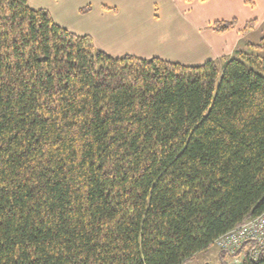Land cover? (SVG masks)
<instances>
[{"label":"trees","instance_id":"trees-1","mask_svg":"<svg viewBox=\"0 0 264 264\" xmlns=\"http://www.w3.org/2000/svg\"><path fill=\"white\" fill-rule=\"evenodd\" d=\"M263 212V55L113 56L0 0V264H184Z\"/></svg>","mask_w":264,"mask_h":264},{"label":"crops","instance_id":"crops-1","mask_svg":"<svg viewBox=\"0 0 264 264\" xmlns=\"http://www.w3.org/2000/svg\"><path fill=\"white\" fill-rule=\"evenodd\" d=\"M48 9L55 21L78 34H90L98 49L113 56L161 57L183 64L215 60L221 66L237 51L264 37V0H29ZM90 6L82 13L81 9ZM106 6L108 8H106ZM237 19L219 33L216 20ZM257 20L253 30L242 29ZM221 257V253H220Z\"/></svg>","mask_w":264,"mask_h":264},{"label":"built area","instance_id":"built-area-1","mask_svg":"<svg viewBox=\"0 0 264 264\" xmlns=\"http://www.w3.org/2000/svg\"><path fill=\"white\" fill-rule=\"evenodd\" d=\"M250 240L256 242L252 257L258 259L261 251H264V212L219 236L214 240V245L233 254L228 264H242V258L237 253Z\"/></svg>","mask_w":264,"mask_h":264},{"label":"rangeland","instance_id":"rangeland-1","mask_svg":"<svg viewBox=\"0 0 264 264\" xmlns=\"http://www.w3.org/2000/svg\"><path fill=\"white\" fill-rule=\"evenodd\" d=\"M250 50L264 56V51L260 49L250 48ZM184 264H222V259L220 257V249L215 246H212L207 251L199 252L192 260Z\"/></svg>","mask_w":264,"mask_h":264}]
</instances>
